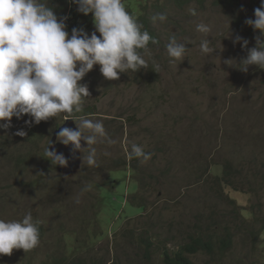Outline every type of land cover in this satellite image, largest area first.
I'll return each mask as SVG.
<instances>
[{
    "label": "rangeland",
    "instance_id": "rangeland-1",
    "mask_svg": "<svg viewBox=\"0 0 264 264\" xmlns=\"http://www.w3.org/2000/svg\"><path fill=\"white\" fill-rule=\"evenodd\" d=\"M152 1L122 3L140 17L146 9L151 12ZM164 1L159 3L168 18L152 25L159 43L148 45L147 69L109 81L96 65L80 82L90 92L82 107L92 108L82 115L101 120L114 141L94 145L98 167L82 165L81 159L73 176L62 175L46 159L45 149L65 125V114L33 123V133H27L33 127L25 125L28 116L13 117L11 128L0 129V206L12 202L18 210L1 217L20 221L31 212L45 228L35 252L14 250L0 264H44L53 249L57 263L79 258L101 264H164V250L174 253L192 236L211 242L213 251L189 255L191 264H264V70L249 66L244 72L222 63H239L247 56L233 40L250 36L238 21L254 19L261 0H235L232 6L195 0L183 9ZM48 4L58 17L71 11L80 28L89 35L94 31L93 16L79 13L76 5ZM200 23L211 32H198ZM173 35L189 49L184 60L174 63L166 51ZM256 35L249 48L256 46ZM203 39L217 52L201 54ZM153 60L161 66L159 73L153 71ZM20 129L27 135L16 136ZM133 143L151 153V159H129ZM17 159H23L21 164ZM199 168L205 173H198ZM136 182L137 196L147 202L144 213L128 203ZM86 184L92 190L77 204L74 198ZM147 223L156 225L149 232L154 244L150 259L147 244L132 237Z\"/></svg>",
    "mask_w": 264,
    "mask_h": 264
},
{
    "label": "clouds",
    "instance_id": "clouds-1",
    "mask_svg": "<svg viewBox=\"0 0 264 264\" xmlns=\"http://www.w3.org/2000/svg\"><path fill=\"white\" fill-rule=\"evenodd\" d=\"M69 3L76 5L79 13L93 16L95 31L91 35L83 28L75 27L69 34L67 17H58L48 0H0V129L11 128L13 117H30L25 125L31 127L33 123L39 125L42 121L57 119L60 114H65L66 122L74 120L76 128L60 126L56 143L71 146L73 153L81 152L82 165L92 168L98 167V153L94 145L105 139L109 144L114 141L107 138L101 120L82 115H86L82 107L83 99L89 97L90 92L80 82L96 65L100 66L102 76L109 81L119 80L120 73L147 69L145 56H151L149 42L157 45L159 41L147 30H142L143 24L125 9L122 0H69ZM190 12L193 16L197 14L194 9ZM254 17L247 18L245 23L258 33L256 46L249 48V41L237 35L233 43L241 44L247 56L239 63L234 59L223 60L222 63L230 68L235 64V68L244 72L249 66L264 70V0L254 9ZM167 18L166 13H156L151 20L153 24L164 23ZM196 30L208 34L212 29L200 23ZM210 44L208 39L201 41V54L217 52ZM166 51L170 62L174 63L184 60L189 49L173 35L166 44ZM152 68L156 73L161 70L155 60L152 61ZM33 127L36 129L35 125ZM27 133L20 129L15 135L24 137ZM82 140L85 147H82ZM104 155L109 153L105 151ZM45 157L57 166L62 175L73 176L81 167L80 164L71 175L61 172L59 166L67 167L68 159L56 152L54 146L52 150L49 146L45 149ZM128 158L144 163L151 159V153L133 143ZM137 187L136 182L135 193L128 203L141 207L144 197L137 196ZM91 190V185L86 184L74 198L75 202L80 203V197ZM8 211L18 212L12 202L0 206V258L11 256L14 250L35 252L45 233L42 221L34 220L31 212L20 221L1 217ZM56 263L53 249L44 264Z\"/></svg>",
    "mask_w": 264,
    "mask_h": 264
},
{
    "label": "trees",
    "instance_id": "trees-1",
    "mask_svg": "<svg viewBox=\"0 0 264 264\" xmlns=\"http://www.w3.org/2000/svg\"><path fill=\"white\" fill-rule=\"evenodd\" d=\"M55 1H57V3L69 2V0H55ZM171 1L174 3V5L176 7L183 9L185 6L189 5L192 1H195V0H171ZM198 1L200 2L201 5H203L206 2V0H198ZM234 1L235 0H216L215 2L218 5H222V6H226L227 3L232 6ZM152 2H156V3L153 6H151V8H150L151 12H149L148 9L145 10V15L143 14V12H142V14L139 15L140 17L133 15V12H134L133 8L129 9L130 11H128V12L135 17L137 22L143 24L144 28L142 30H147L152 37L157 39L156 38L157 37L156 32L152 29L153 22L151 20V17L153 15H155L156 13H164V11H163L164 7H162L159 2H165V1L164 0H155ZM154 12H156V13H154ZM70 13H71V11L68 14L63 13L61 16V17H67L66 24H67V31L69 32V34H71L72 28H74V27L80 28V24H79L78 19H75L74 17H72L70 15ZM238 24H239L240 28H242V30L245 29L246 32L249 31L250 36L247 37V40L248 41L252 40L253 39V33L255 31L251 27H249L245 22L238 21ZM94 31H95V26H94ZM97 35L99 36V33H97ZM149 44H151V41L149 42ZM140 51H141V54H143V50H140ZM89 111L92 112V108L89 107L84 112L88 113ZM29 131L31 133H33L35 131V128L32 127L29 129ZM22 160L23 159H17V163L21 164ZM135 160L137 161L138 159L135 158ZM197 171H198V173H200V172L202 174L205 173V171H203L202 168L201 169L199 168V170H197ZM112 183H113V181H112ZM106 185H108V183H106ZM140 208L142 209V211H146L147 203H146L145 198L141 199V207ZM155 226L156 225H154L152 223H147V227L144 231L139 232V233H135V231H134V233H132V237L134 239H138L139 241L145 242L147 244L149 251H147L148 254L146 257L148 259H150L149 258V255L151 253L150 250H152V248L154 246L153 240L151 239L149 232L153 228H155ZM134 234H136V235H134ZM130 241H131V239H130ZM224 241H226V240L225 239L222 240L221 243ZM84 244H86V242L81 243L82 246H84ZM224 244H226V242H224ZM210 245H211V242H205L202 237L196 238V237L192 236L191 242L185 246H179V249L176 252L169 253L168 251L164 250V252H163V255H164L163 263L164 264H191V261L189 260V255L196 254L200 251L212 252L213 248ZM58 264H65V263L60 262ZM69 264H101V263H99L95 260L86 261L84 259L77 258V259L69 262Z\"/></svg>",
    "mask_w": 264,
    "mask_h": 264
},
{
    "label": "water",
    "instance_id": "water-1",
    "mask_svg": "<svg viewBox=\"0 0 264 264\" xmlns=\"http://www.w3.org/2000/svg\"><path fill=\"white\" fill-rule=\"evenodd\" d=\"M63 127H69V128H73L75 129V123L74 120H68L66 122V124ZM59 130H57L54 133V138L53 141L50 144V150H52L53 146L56 152L58 153H62L67 159H68V166L67 167H61L59 166V169L61 172H67L68 174H74L80 167L81 164V157H80V153L79 151L73 153L72 151V147L71 146H65L62 144H57L56 140H57V136L56 133ZM82 147H85V143L83 142V140L81 141Z\"/></svg>",
    "mask_w": 264,
    "mask_h": 264
}]
</instances>
